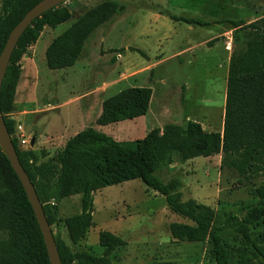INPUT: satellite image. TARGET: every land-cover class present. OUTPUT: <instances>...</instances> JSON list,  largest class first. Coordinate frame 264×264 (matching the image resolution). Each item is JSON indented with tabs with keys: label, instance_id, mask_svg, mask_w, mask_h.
I'll list each match as a JSON object with an SVG mask.
<instances>
[{
	"label": "rangeland",
	"instance_id": "1",
	"mask_svg": "<svg viewBox=\"0 0 264 264\" xmlns=\"http://www.w3.org/2000/svg\"><path fill=\"white\" fill-rule=\"evenodd\" d=\"M105 0H70L63 4L73 20ZM125 7L122 16L95 30L86 40L84 54L90 68L78 61L73 68L50 70L45 51L50 42L67 30L71 22L55 29L45 27L35 45L20 55L22 71L16 90L15 109L6 115L14 123L18 148L33 150L37 164L51 160L77 133L92 127L118 142L141 139L150 130H163L167 123L183 125L197 122L207 132L222 133L228 66L232 54L244 49L249 31L233 29L229 20L246 24L264 18V0H111ZM1 2V0H0ZM174 18L194 19L208 26L188 25ZM216 41L213 45L210 42ZM231 42L230 51L226 43ZM186 47L192 50L169 59ZM121 57L116 59V55ZM88 67V66H87ZM152 90L150 110L136 122L95 125L97 104L85 108V99L94 91L109 98L129 87ZM26 138L36 137L33 147L20 143L18 128ZM59 135L61 136L59 138ZM221 155L175 162L156 172L164 183L182 182V200L192 199L211 207L223 222L229 215L241 217L257 199L256 188H264V175L245 179L222 167ZM1 191V190H0ZM2 192V191H1ZM93 226L86 240L77 246L69 243L61 221L80 211V196L61 203L56 225L51 226L55 239L63 240L73 252L87 251L101 256L100 232L112 233L126 242L110 257V264H214L212 245L173 240L171 223H189L171 213L163 197L133 180L104 188L93 196ZM264 234V225L253 228ZM227 264H263L255 253L241 255L243 244L229 233Z\"/></svg>",
	"mask_w": 264,
	"mask_h": 264
},
{
	"label": "trees",
	"instance_id": "2",
	"mask_svg": "<svg viewBox=\"0 0 264 264\" xmlns=\"http://www.w3.org/2000/svg\"><path fill=\"white\" fill-rule=\"evenodd\" d=\"M40 1L1 0L0 54L13 28ZM124 11L123 5L105 0L73 20L71 11L62 4L32 22L19 39L7 67L1 88V113L19 162L35 188L50 227L56 225L57 214L56 207L51 212L50 203L59 204L79 195L80 211L61 221L70 245H79L93 226L94 193L139 180L165 199L171 213L189 222L169 225L173 240L190 244L208 241L212 245L214 264H227L228 244L224 236L234 233L244 246L241 255L255 253L264 264V234L252 232L253 228L264 225L263 187L253 191L257 202L245 209L241 217L229 215L220 222L211 207L192 199L182 200L179 179L164 183L156 176L157 171L171 166L176 159L184 163L219 154L222 167L245 179L264 175V18L250 24L242 20L227 22L235 30H248L249 40L242 51L230 57L222 133L207 132L199 123L188 120L183 125L167 123L162 131L151 130L141 139L118 142L89 127L68 139L54 158L40 164L33 150L18 148L13 138L14 123L6 115L15 109L22 74L17 64L20 55L35 45L45 27L55 29L73 20L45 51L48 69L72 67L80 60L89 36L116 16H122ZM174 19L188 25H209L194 19ZM151 98L150 88L122 90L103 101L95 125L108 126L144 117ZM0 190V264H50L32 208L1 150ZM55 243L61 264H110L112 254L126 245L123 239L105 231L98 236V243L104 249L101 256L87 251L73 252L60 239H55Z\"/></svg>",
	"mask_w": 264,
	"mask_h": 264
},
{
	"label": "water",
	"instance_id": "3",
	"mask_svg": "<svg viewBox=\"0 0 264 264\" xmlns=\"http://www.w3.org/2000/svg\"><path fill=\"white\" fill-rule=\"evenodd\" d=\"M70 0H42L31 8L22 20L10 32L6 44L0 54V96L2 83L5 77L7 67L9 65L12 54L17 46L19 39L29 28L33 21L39 18L44 13L57 8L58 6ZM161 134V133H160ZM36 142V137H32L30 146L33 147ZM0 150L7 158L8 162L25 192L27 200L32 208L33 214L39 226L43 242L47 251L50 264H61L60 256L57 250L55 239L51 231V227L46 219L43 206L39 201L37 193L28 175L24 171L19 162L15 147L11 137L7 131L5 121L0 109Z\"/></svg>",
	"mask_w": 264,
	"mask_h": 264
},
{
	"label": "crops",
	"instance_id": "4",
	"mask_svg": "<svg viewBox=\"0 0 264 264\" xmlns=\"http://www.w3.org/2000/svg\"><path fill=\"white\" fill-rule=\"evenodd\" d=\"M84 49H85V46H84ZM84 49H83V52H82V56H81V58H80V60L79 61H82L84 64H83V66H82V68L85 70V68H87V69H89L90 68V64H89V58H88V56L86 55V54H84ZM189 50H192V47H186V48H184V49H182L181 51H179V52H177V53H174V54H172L170 57H168L169 59H173V58H175V57H177V56H180V55H182V54H184L185 52H187V51H189ZM76 65V64H75ZM75 65L74 66H72V67H69V68H73V67H75ZM88 66V67H87ZM68 68V69H69ZM67 69V68H66ZM129 88H143V87H140V86H133V87H129ZM98 90H94V91H92V92H90L89 94H88V96L87 95H85V96H82L81 97V99H85L84 101H86L85 103V108H87V109H92L93 108V105L96 103L97 104V100L99 101L98 102V109H97V113H96V118H95V120L99 117V115L101 114V110H102V103H103V101L104 100H106L107 98H105V95H102L101 93H99V92H97ZM149 110H150V107H149ZM148 110V111H149ZM146 116V115H145ZM144 116V117H145ZM144 117H140V118H137V119H134V120H128V121H131V122H136V121H139V120H141V119H143ZM95 120H94V122H95ZM146 131H148V133L151 131L150 130V127H147V128H145L144 129V132L143 133H145ZM147 133V134H148ZM147 134H145L144 136H146ZM143 136V137H144ZM61 136L59 135V138H60ZM142 137V138H143ZM71 198V197H70Z\"/></svg>",
	"mask_w": 264,
	"mask_h": 264
},
{
	"label": "built area",
	"instance_id": "5",
	"mask_svg": "<svg viewBox=\"0 0 264 264\" xmlns=\"http://www.w3.org/2000/svg\"><path fill=\"white\" fill-rule=\"evenodd\" d=\"M230 49H231V42L229 41V42L226 43L225 50H226V51H230ZM120 57H121V56H120L119 54L116 55V59H117V60H119ZM18 131H19V139H20L19 141H20L21 145H23V146H30V139H29V138H26V137L24 136L21 127L18 128Z\"/></svg>",
	"mask_w": 264,
	"mask_h": 264
}]
</instances>
